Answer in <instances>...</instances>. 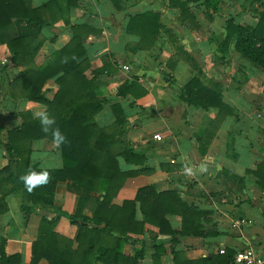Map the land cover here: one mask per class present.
<instances>
[{
  "label": "crops",
  "instance_id": "0c3cea01",
  "mask_svg": "<svg viewBox=\"0 0 264 264\" xmlns=\"http://www.w3.org/2000/svg\"><path fill=\"white\" fill-rule=\"evenodd\" d=\"M25 1L32 9H41L51 0ZM60 1L61 9L55 6L45 11L43 18L48 22L30 45L31 51L36 49L30 61H17L5 44L0 45V61L8 59L9 63L0 70V237L5 240L4 251L20 253L21 264H30L41 217L53 220L58 209L74 214L79 207L81 196L73 182L58 180L51 202H37L24 220L23 208L32 195L19 179L31 165L39 169L64 166L61 147L48 138L14 137L10 144L15 153L5 148L10 133L22 127L25 112L34 118L35 113L46 111L44 103L23 97L20 83L11 84L30 67L44 66L54 51L73 40L76 33L65 26L66 18L83 39L82 60L88 64L84 76L97 83L93 93L103 103L93 116L95 123L114 134L112 152L130 149L142 156V162L128 163L118 153V168L130 175L124 177L110 204L134 200L140 188L151 184L157 192H176L188 206L204 212L199 220L201 235L161 233L157 224L145 222L141 232L128 233L132 239L123 243L122 255L133 257L143 250L137 264H210L220 248L237 251L250 245L264 256V69L236 51V37L225 51L222 47L228 20L235 26L256 27L260 4L255 0H218L216 6L208 0H76L77 6L67 10V0ZM146 12L154 15L160 30L153 45L141 48L140 37L129 34L126 23ZM10 32L18 38L35 33L33 24L23 18L12 20ZM58 76L41 89L48 100L59 89ZM194 77L206 88L219 85L231 115L217 120L216 107H193L180 97L181 86ZM123 84H134L146 94L140 95L138 89L117 98ZM117 103L125 116L118 127L112 111ZM155 133L160 140L153 138ZM90 194L100 195L95 190ZM92 197L82 210L86 216H91L95 206ZM134 217L145 219L138 201ZM165 218L173 230L183 228L182 216L168 213ZM77 229L78 223L59 216L54 231L73 240ZM121 257L116 260L107 250L93 263L120 264ZM37 264L49 263L42 259Z\"/></svg>",
  "mask_w": 264,
  "mask_h": 264
},
{
  "label": "trees",
  "instance_id": "16d2710c",
  "mask_svg": "<svg viewBox=\"0 0 264 264\" xmlns=\"http://www.w3.org/2000/svg\"><path fill=\"white\" fill-rule=\"evenodd\" d=\"M255 1L262 9L258 13L256 27L235 26L232 20H228L225 25L228 35L222 47L225 51L230 41L236 37V51L264 69V3ZM67 3V10L78 4L76 0H67ZM208 4L216 6L218 0H208ZM55 6L61 9V1L51 0L46 7L32 9L29 2L25 0H0V45L5 44L17 61H30L36 52V49L30 50V45L39 36L40 29L48 22L43 15L45 11H51ZM21 18L33 24L35 33L32 37L18 38L11 34L12 20ZM63 23L75 31L73 40L64 48L54 51L44 66L30 67L11 84L13 87L16 83H20L23 97L44 103L45 112L55 121L51 128L58 127L66 137V142L60 145L64 166L56 169H39L36 165L28 167L26 174L47 172L49 180L46 184L37 186L29 192L24 181L19 179L23 188L32 195L31 202L23 208L24 220L27 219L30 209L37 202H51L58 180L73 182V186L81 196L79 207L74 214L58 209L53 215V220L47 219L46 216L41 217L37 238L31 246L32 261L30 264H37L42 259L47 260L49 264H94L93 260L98 257V254L107 250L114 254L116 260L122 256L120 264H137V261L143 257L144 251L137 252L133 257L122 255V245L124 242L131 241L132 238L128 233L141 232L145 222L157 224L161 233L178 234L179 236L201 235L198 230L199 220L204 212L196 207L188 206L174 191L157 192L154 185L150 184L140 188L134 200H124L119 206L110 204L111 199L119 191L124 177L130 175L118 168L119 161L116 156L118 153L123 155L128 163H136V159L142 162V156L132 154L130 149H121L118 153L111 151V145L115 142L114 134L99 127L94 121L93 116L102 109L103 103L93 93L97 88V83L84 76L88 64L82 60L85 56L83 39L77 33L78 28L73 26L69 19H63ZM126 29L129 34L140 37L139 47L147 48L156 40L160 26L154 15L146 12L129 18ZM2 69L5 68H0ZM59 73L60 76L56 79L59 89L54 99L48 100L41 94V89L47 80ZM167 80L175 82L170 77H167ZM138 89L140 95L146 94L145 90L134 84H123L117 90V98L124 94H135L134 91ZM180 91V97L188 102V105L204 110L216 107L218 109L217 120H222L232 113V109L223 100L218 84L206 88L200 82L199 77H194L183 84ZM112 111L115 116L114 124L118 127L124 121V113L118 103L112 106ZM24 115L22 127L12 131L8 136V143L5 144L10 154L15 153L16 150L10 144L14 142V137L29 140L41 138L53 140L51 130L47 134L42 132L38 119L33 118L29 112H25ZM28 165L29 158H26V167ZM255 174L260 176L257 171ZM92 190L98 191L100 195L92 197L90 194ZM91 197L95 206L91 216H86L82 214V210L85 202ZM136 201L140 202L145 218L143 222L134 217ZM168 213L183 217V228L180 231L171 228L165 218ZM59 216L79 224L73 240L54 231ZM101 225H103L102 228H100ZM74 242L77 243L75 248H73ZM4 243L5 240L0 237V264H21V254H8L4 251ZM155 246L158 253H161L162 249L159 248V244L155 243ZM235 253L236 251L227 249L225 254L218 252L210 264H226L233 259ZM176 260H178L177 255H175V262Z\"/></svg>",
  "mask_w": 264,
  "mask_h": 264
},
{
  "label": "clouds",
  "instance_id": "9594fccd",
  "mask_svg": "<svg viewBox=\"0 0 264 264\" xmlns=\"http://www.w3.org/2000/svg\"><path fill=\"white\" fill-rule=\"evenodd\" d=\"M34 118L38 119L41 124V131L48 133L51 130L53 141L57 146L66 142V137L60 132L59 128L52 129L51 126L55 123L54 119L50 118L46 112H38L34 114ZM206 171V168H202ZM190 173L191 170H186ZM21 179L24 181L25 187L29 192H32L37 186H43L49 180V174L47 172L35 173L31 172L22 176Z\"/></svg>",
  "mask_w": 264,
  "mask_h": 264
},
{
  "label": "built area",
  "instance_id": "2783aa9c",
  "mask_svg": "<svg viewBox=\"0 0 264 264\" xmlns=\"http://www.w3.org/2000/svg\"><path fill=\"white\" fill-rule=\"evenodd\" d=\"M8 64V59H3L0 61V68H5ZM123 68L125 71L130 70L128 66H123ZM152 136L157 140L161 139V136L157 133ZM225 251L224 248L219 249L220 254H225ZM226 264H264V256L258 254L255 248L249 245L246 248L237 250L233 259Z\"/></svg>",
  "mask_w": 264,
  "mask_h": 264
}]
</instances>
